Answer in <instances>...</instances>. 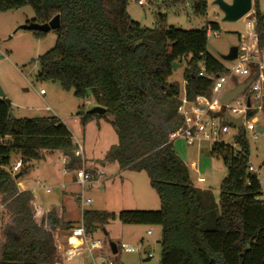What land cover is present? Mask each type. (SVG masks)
<instances>
[{"label":"trees","instance_id":"trees-1","mask_svg":"<svg viewBox=\"0 0 264 264\" xmlns=\"http://www.w3.org/2000/svg\"><path fill=\"white\" fill-rule=\"evenodd\" d=\"M128 1L0 0V12L30 5L37 23L59 15L55 45L38 57V79L57 81L76 97H91L104 107L119 139L107 159L148 175L160 208L107 213L102 221L117 217L124 224L159 225L158 264H264L262 187L258 176L248 171L249 144L242 130L236 138L240 150L210 143V154L222 158L227 167L218 204L210 189L191 182L186 164L169 141L182 124L181 94L188 101L209 98L208 75L224 70L207 52L206 25L197 30L141 27L129 18ZM204 7L202 0L196 10ZM249 18L263 37V15L255 11ZM182 59H187L184 86L169 81L172 64ZM10 112L11 102L0 97V206L10 202L9 217L0 212V264H64L56 233L71 225L61 218V207L54 205L47 214L33 208L31 192L19 189L18 183L31 161L54 151L61 154L60 161L68 159L67 167L79 166L76 143L57 117L11 119ZM156 113L163 115L164 127L150 123ZM11 154L21 161L16 174L11 171Z\"/></svg>","mask_w":264,"mask_h":264},{"label":"rangeland","instance_id":"rangeland-1","mask_svg":"<svg viewBox=\"0 0 264 264\" xmlns=\"http://www.w3.org/2000/svg\"><path fill=\"white\" fill-rule=\"evenodd\" d=\"M200 1L202 0H193L191 3L187 0H144L145 4L142 6L136 0H129L126 11L131 20L147 28L162 25L164 28L197 30L207 23H216L217 28L214 31L218 36L207 37L206 49L226 67L230 62L223 60L222 56L227 54L231 47H240L242 42L248 40L246 22L249 14L257 11L263 15L264 20V0H252L250 12L234 22L222 20L223 13L214 4L215 0H203L205 7L197 11L196 7ZM34 18V11L30 5L0 12V88L5 98L11 102L14 117L59 118L82 145L87 169L103 171V174L100 176L101 181L81 187L75 182L71 172L64 171L63 163L60 161L61 154L54 151L47 154L49 156L45 160L31 161L28 172L20 178L19 184L21 182V186L31 192L30 205L33 208L43 209L47 214L55 209L54 205L59 206L61 218L71 226L79 225L82 220L91 228V236L103 241L105 248L101 253L113 259L116 264L122 262L158 264L161 252L159 225L124 224L117 217L105 221L101 218L107 213L116 215L121 211L159 209V199L149 183L147 173L144 170L121 168L117 161L111 162L107 159L119 144L118 135L111 125L110 114L105 112L85 115V112L95 105L91 97L78 98L72 89H63L57 81L38 79V57L54 47L57 35L51 30L39 36L32 30L19 28L23 24L35 22ZM161 18L163 20H160ZM187 59H182L172 71L170 82L182 85ZM40 89H43V94L40 93ZM230 89L232 84L229 83L225 92ZM162 119L163 115L156 113L150 118V123L164 127ZM255 126L264 129V111L260 112ZM235 133L236 129L232 127L231 134L225 136L224 141L230 142ZM247 139L249 160L255 168L264 195V130L258 132L256 138L248 134ZM172 148L186 164L191 181L194 182L197 178L198 171L205 180L202 187L205 186L212 191L218 204L220 184L227 173L222 158L210 154L208 141L187 144L184 139L176 138L172 142ZM18 159L17 154H11L10 165L12 166ZM190 161H194L197 167H189ZM81 191L84 198L91 200V203L84 207L78 198ZM9 203L4 202L3 208L1 207L6 218L9 217L7 206ZM92 215L97 219L90 220ZM68 231L69 229H64L56 233L64 250ZM147 231L150 234H147ZM110 243L119 248L118 253H112ZM122 244L138 246L140 251L124 252L120 248ZM148 247L153 254L151 258H147L145 252V248ZM98 253L94 252L95 255ZM64 264L91 263L89 254L84 250L65 258Z\"/></svg>","mask_w":264,"mask_h":264},{"label":"built area","instance_id":"built-area-1","mask_svg":"<svg viewBox=\"0 0 264 264\" xmlns=\"http://www.w3.org/2000/svg\"><path fill=\"white\" fill-rule=\"evenodd\" d=\"M136 1L139 5L143 6L145 4L144 0ZM255 23L256 21L253 18L247 19L246 33L248 40L242 42L241 46L238 47V50H243L244 54H238L234 60L229 61L230 64L224 67L223 72L208 75L212 79L211 96L209 98L197 96L193 101H188L184 93L181 94V104L178 107V113L181 116L182 124L178 130L171 132L169 141L182 138L187 144L199 141H208V143L218 142L224 145H231L236 150H240V146L236 141L240 132L239 130H242L246 138L248 134L252 138L257 137L259 131L257 130L258 126H255V124L260 116V112L264 111V36L261 37ZM205 34L207 37L212 35L218 36V33L214 31L209 23L205 26ZM200 75L203 76L204 74L200 73ZM249 78H252L250 83L241 93L236 95L226 105L221 103V99L226 93V86L229 83L232 84L233 89ZM182 84L184 86L185 82H182ZM40 93H44L43 89L40 90ZM224 110L232 117H240L241 125L235 127L229 124L224 116ZM232 127L236 129V133L232 135L230 142L224 141V137L231 134ZM75 143V153L80 157V164L75 168H69L67 167L68 159L64 157L61 161L64 171L71 172L75 182L81 185V187L91 182L101 181L100 176L103 174V171L92 172L88 170L84 162L83 147L79 142ZM20 168L21 161L17 160L12 164L11 171L15 173ZM248 171L251 174L257 175L249 157ZM202 180L203 178L198 175L197 181ZM263 196L261 195L259 198L263 199ZM78 198L82 207L91 203L89 198L83 197V191L78 194ZM147 234H150V232L147 231ZM71 238H75L76 243L70 242ZM104 248L103 241L92 237L91 231L81 220L79 225L71 226L66 235L64 255L65 258H70L85 250L89 254L91 264H116L113 259L101 253ZM120 248L124 252L140 251V247H132L126 244H122ZM146 249L147 258H151L153 256L152 251ZM95 251L99 253L95 255ZM118 251L119 248L116 246V253ZM119 264L129 263L122 262Z\"/></svg>","mask_w":264,"mask_h":264},{"label":"water","instance_id":"water-1","mask_svg":"<svg viewBox=\"0 0 264 264\" xmlns=\"http://www.w3.org/2000/svg\"><path fill=\"white\" fill-rule=\"evenodd\" d=\"M193 0H187L188 3H191ZM214 4L218 6L220 11L223 13V21H231L234 22L241 17L247 15L252 7V0H231L230 3H227L223 0H215ZM60 25V18L59 15L53 16L48 22L46 23H37V22H30L23 24L19 26L20 29L25 30H32V31H41L44 33H47L51 30H56ZM238 54H244L243 50H238L237 46H233L229 49L228 53L222 56V59L225 61H232L234 60ZM178 66V63L172 64V69L174 70ZM252 78H249L245 82L238 84L233 89L227 91L224 96L221 99V103L223 105H226L231 99H233L236 95L241 93L244 88L250 83ZM0 97L3 98L4 93L0 88ZM105 108L99 105H94L89 110H87V113L92 114H103L105 113ZM224 116L227 120V122L235 127H239L241 125V118H235L230 116L226 110H224ZM11 119L14 118L12 112H10ZM261 127H257V130L259 132H262ZM18 175L14 176V179H17ZM110 248L112 253H116V245L114 243H110ZM146 250H149L147 248Z\"/></svg>","mask_w":264,"mask_h":264},{"label":"crops","instance_id":"crops-1","mask_svg":"<svg viewBox=\"0 0 264 264\" xmlns=\"http://www.w3.org/2000/svg\"><path fill=\"white\" fill-rule=\"evenodd\" d=\"M41 90V89H40ZM259 127V126H258ZM262 128V127H261ZM264 129H262V131H263ZM72 138H73V141L74 142H78L75 138H74V136H72ZM209 145H210V143H209ZM59 153V152H58ZM47 156H49V155H46L45 156V158L43 159V160H45L46 159V157ZM217 157V156H216ZM193 163V165H191ZM188 165H189V167H197V164L194 162V161H190L189 163H188ZM88 170H90V171H92V172H94V171H96L95 169H88ZM201 176L200 174H199V172L197 171V176ZM196 176V177H197ZM202 177V176H201ZM203 178V177H202ZM194 180V179H193ZM195 186H197V187H201V188H203L202 187V184L203 183H205V180L203 179L202 181H197V178L194 180V182L193 181H191ZM18 187H19V189H21V190H23V189H26V188H24V187H22L21 186V182H20V184L18 183ZM204 188H206L205 186H204ZM30 190H32V191H34V189H30ZM159 199V198H158ZM159 204H160V201H159ZM160 208V207H159ZM149 248V247H148ZM149 250H151L150 248H149Z\"/></svg>","mask_w":264,"mask_h":264},{"label":"bare ground","instance_id":"bare-ground-1","mask_svg":"<svg viewBox=\"0 0 264 264\" xmlns=\"http://www.w3.org/2000/svg\"><path fill=\"white\" fill-rule=\"evenodd\" d=\"M70 242H72V243H76V239H75V238H71V239H70Z\"/></svg>","mask_w":264,"mask_h":264}]
</instances>
